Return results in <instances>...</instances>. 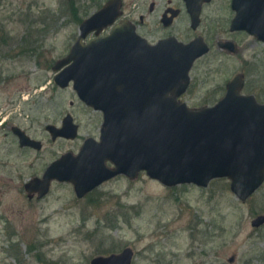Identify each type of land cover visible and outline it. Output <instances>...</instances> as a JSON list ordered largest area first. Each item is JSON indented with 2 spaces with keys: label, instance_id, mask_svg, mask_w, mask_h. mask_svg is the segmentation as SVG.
Here are the masks:
<instances>
[{
  "label": "rangeland",
  "instance_id": "374dc122",
  "mask_svg": "<svg viewBox=\"0 0 264 264\" xmlns=\"http://www.w3.org/2000/svg\"><path fill=\"white\" fill-rule=\"evenodd\" d=\"M107 1L0 0V264H90L128 247L135 252L133 264H264V226H252L264 215V185L242 203L227 179L204 189L168 188L143 172L136 180L119 176L83 199L72 184L58 182L44 199H28L26 183L62 155H77L86 139L100 137L103 114L88 108L72 84L58 87L53 66L69 54L82 21ZM169 1L124 0V11L138 20L155 2L150 39H206L211 51L195 63L181 100L190 108L214 106L243 72L242 93L264 103V43L230 32L232 0L206 5L196 32L186 14L169 28L160 23ZM226 39L236 43L237 54L219 49ZM67 114L80 125L79 136L53 142L46 126L61 127ZM7 117L10 127H21L44 149L20 148L10 127L2 129Z\"/></svg>",
  "mask_w": 264,
  "mask_h": 264
},
{
  "label": "water",
  "instance_id": "95a60500",
  "mask_svg": "<svg viewBox=\"0 0 264 264\" xmlns=\"http://www.w3.org/2000/svg\"><path fill=\"white\" fill-rule=\"evenodd\" d=\"M183 1L191 28L197 31L203 4L211 0ZM122 4L109 0L82 21L69 54L53 66L58 87L72 84L84 104L104 115L100 141L89 138L79 155L67 153L51 163L41 178L25 184L28 198L44 199L58 182L72 184L77 198L83 199L118 176L136 180L144 172L168 188L204 189L214 180L227 179L231 193L246 203L264 185V103L242 93L243 74L228 82L214 106L190 108L181 100L195 63L211 50L203 37L184 43L171 36L151 45L135 26L124 23L85 44L93 32L99 36L114 25L123 14ZM232 10L236 16L231 31L247 32L264 43V0H232ZM178 13L164 20V26L169 27ZM218 47L231 54L237 51L231 41ZM46 130L54 141L75 140L79 126L67 114L62 127L47 125ZM12 131L22 148L42 150V142L21 128ZM252 226L263 227L264 215ZM134 256L128 247L95 257L90 264H133Z\"/></svg>",
  "mask_w": 264,
  "mask_h": 264
},
{
  "label": "flooded vegetation",
  "instance_id": "af4514ba",
  "mask_svg": "<svg viewBox=\"0 0 264 264\" xmlns=\"http://www.w3.org/2000/svg\"><path fill=\"white\" fill-rule=\"evenodd\" d=\"M109 1V0H108ZM107 1V2H108ZM212 1L213 0H211V2L210 3H212ZM71 2V1H70ZM106 2V3H107ZM122 2H123V6H122V16L120 17V18H118L116 21H115V23H114V25L113 26H110V27H108V28H106V29H104V31L99 35V36H96V34H95V32H93V34H91L90 35V37L92 36V38L90 39V41H92V40H94L95 38H97V37H105V36H107V35H109L111 32H112V30L114 29V27L115 26H119V25H122V24H124V23H128V24H132L133 26H135V28H136V31H137V33L142 37V38H144V39H146L151 45H155V44H157V43H159V41H161V40H163V39H167V38H169V37H171V36H169V37H167V38H158L157 36H155L154 34V38H149V37H151V32L149 31V30H147V27H148V20H149V17L151 18V19H153V21L155 20L154 18H152V15H153V13L155 12V10H156V4H155V2H152V3H150L149 5H146V9L148 10V12H146V14L144 13V14H141L140 16H139V18H138V20H135L134 19V17H132V13L131 12H129L128 14L127 13H125V11H124V5H125V3H124V0H122ZM210 3H205V4H203V7H202V13H203V10H204V8H205V6L206 5H208V4H210ZM104 6V5H103ZM102 6V7H103ZM101 7V8H102ZM100 8V9H101ZM99 9V10H100ZM231 9H232V2H231ZM176 11H178L179 13H178V16L176 17V18H174V20H173V22H172V24L169 26V27H171L173 24H174V22L179 18V17H181L182 15H184L185 16V14H186V16L190 19V27H191V17H190V15H189V13H188V10H187V8H186V4H185V2H184V4L182 5V7H179V6H177V5H175V4H173L172 3V1L170 0L168 3H167V5L165 6V8H164V10H163V12H162V14H161V19H160V23L164 26V23H163V21L164 20H168V18H170L171 16H172V14L174 13V12H176ZM233 11V10H232ZM252 12H256V10H252ZM202 13H201V24H202ZM233 14H234V16H233V18H232V21H233V19H234V17L236 16V13L233 11ZM252 14V13H251ZM154 16V15H153ZM232 21H231V23H232ZM201 26V25H200ZM165 27V26H164ZM169 27H165V28H169ZM192 29V28H191ZM194 31V30H193ZM196 32V31H195ZM230 32L231 33H247V32H243V31H238V32H232L231 31V24H230ZM248 34V33H247ZM197 37H203V36H201V35H199V36H197ZM196 37V38H197ZM195 38V39H196ZM204 38V37H203ZM256 38V37H255ZM178 39V38H177ZM257 39V38H256ZM204 40H205V42L207 43V41H206V39L204 38ZM258 40V39H257ZM89 41V42H90ZM227 41H231V42H234V41H232V40H230V39H226L225 41H220L221 43L222 42H227ZM259 41V40H258ZM88 42V43H89ZM219 42V43H220ZM85 43V42H84ZM235 43V42H234ZM6 44V43H5ZM85 44H87V43H85ZM208 44V43H207ZM209 45V44H208ZM235 45H236V43H235ZM237 46V45H236ZM220 49V48H219ZM211 51V50H210ZM222 51H225V50H222ZM225 52H227V51H225ZM239 52V49H238V46H237V51H236V53L235 54H237ZM210 53V52H209ZM208 53V54H209ZM227 53H229V52H227ZM205 57V56H204ZM203 58V57H202ZM202 58H200V59H202ZM199 59V60H200ZM198 60V61H199ZM238 74H243V76H244V80H245V85H246V76H245V74L243 73V72H241V73H238ZM119 79H120V77H118ZM119 79H117V78H114V79H112V81H118ZM191 83H192V79H191ZM191 86V85H190ZM190 88V87H189ZM244 88H245V86H244ZM189 90V89H188ZM188 92V91H187ZM86 105V104H85ZM87 106V105H86ZM88 108H91V107H89V106H87ZM93 109V108H92ZM98 112V111H97ZM100 112V111H99ZM98 112V113H99ZM102 113V112H101ZM65 118V117H64ZM74 118V117H73ZM8 117L7 118H5L3 121H2V123H1V125L2 124H6L5 125V127H3L2 129L3 130H5L6 132H8L7 131V128H9L10 127V125L8 124ZM63 122V121H62ZM74 122H75V120H74ZM103 122H104V115H103ZM76 123V122H75ZM77 124V123H76ZM78 126H79V131H78V136H79V133H80V125L79 124H77ZM54 126H56V125H54ZM102 126H103V123H102ZM14 127H19V126H11L10 127V129H11V132H12V134H13V131H12V129L14 128ZM56 127H58V126H56ZM62 127V126H61ZM19 128H21V127H19ZM22 129V128H21ZM23 130V129H22ZM101 130H102V128H101ZM23 131H25V130H23ZM47 131V130H46ZM26 132V131H25ZM27 133V132H26ZM14 135V134H13ZM27 135L28 136H30L28 133H27ZM50 135V134H49ZM15 136V135H14ZM78 136H77V138H78ZM16 138H17V136H15ZM31 137V136H30ZM50 137H51V135H50ZM32 138V137H31ZM76 138V139H77ZM100 138H101V133H100V137H99V139L97 140V139H95V138H93L94 140H96V141H100ZM18 139V138H17ZM34 139V138H33ZM51 139H52V137H51ZM89 139V138H88ZM36 140H38V139H36ZM87 140V139H86ZM85 140V141H86ZM40 141V140H39ZM52 141L53 142H56V141H54L53 139H52ZM18 142H19V140H18ZM42 142V141H41ZM85 143V142H84ZM42 144H43V142H42ZM84 145V144H83ZM19 146H20V144H19ZM83 147V146H82ZM82 147L80 148V150H79V152H78V154L77 155H79L80 154V151H81V149H82ZM20 148H22L21 146H20ZM22 149H25V150H34V149H31V148H22ZM44 149V145H43V148H42V150ZM41 150V151H42ZM35 151V150H34ZM37 152H40V151H37ZM77 155H75V156H77ZM53 163V162H52ZM107 166L109 167V168H113L114 167V165L111 163V162H107ZM49 167V166H48ZM47 167V168H48ZM119 177V176H118ZM117 178V177H116ZM115 179V178H114ZM113 180V179H112ZM111 181V180H110ZM110 181H107V182H105V183H108V182H110ZM54 183V182H53ZM53 183H52V185H53ZM105 183H103V184H105ZM102 184V185H103ZM52 185H51V188H52ZM100 188V187H99ZM98 189V188H97ZM96 189V190H97ZM51 191V190H50ZM95 191V190H94ZM93 191V192H94ZM93 192H91V193H93ZM90 193V194H91ZM49 195V194H48ZM47 195V196H48ZM89 195V194H88ZM87 195V196H88ZM46 196V197H47ZM86 196V197H87ZM29 199V198H28ZM29 200H33V199H29ZM134 251V250H133ZM134 254H135V252H134ZM135 257V256H134ZM133 261H134V259H133Z\"/></svg>",
  "mask_w": 264,
  "mask_h": 264
},
{
  "label": "trees",
  "instance_id": "16d2710c",
  "mask_svg": "<svg viewBox=\"0 0 264 264\" xmlns=\"http://www.w3.org/2000/svg\"><path fill=\"white\" fill-rule=\"evenodd\" d=\"M73 1H74V0H73ZM73 1H72V2H73ZM74 13H76V12H74ZM5 43H6V41L3 40V44H5Z\"/></svg>",
  "mask_w": 264,
  "mask_h": 264
}]
</instances>
